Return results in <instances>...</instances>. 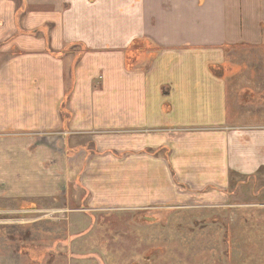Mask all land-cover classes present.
Returning a JSON list of instances; mask_svg holds the SVG:
<instances>
[{"label":"crops","instance_id":"crops-1","mask_svg":"<svg viewBox=\"0 0 264 264\" xmlns=\"http://www.w3.org/2000/svg\"><path fill=\"white\" fill-rule=\"evenodd\" d=\"M262 109L264 0H0V204L232 208Z\"/></svg>","mask_w":264,"mask_h":264},{"label":"rangeland","instance_id":"rangeland-1","mask_svg":"<svg viewBox=\"0 0 264 264\" xmlns=\"http://www.w3.org/2000/svg\"><path fill=\"white\" fill-rule=\"evenodd\" d=\"M241 180L235 205L214 211L110 218L65 201L0 204V264H264V172Z\"/></svg>","mask_w":264,"mask_h":264},{"label":"built area","instance_id":"built-area-1","mask_svg":"<svg viewBox=\"0 0 264 264\" xmlns=\"http://www.w3.org/2000/svg\"><path fill=\"white\" fill-rule=\"evenodd\" d=\"M2 215V214H1Z\"/></svg>","mask_w":264,"mask_h":264}]
</instances>
